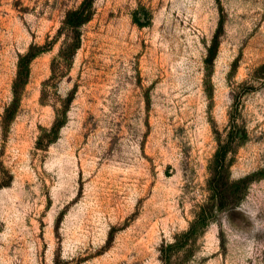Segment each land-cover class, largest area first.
Listing matches in <instances>:
<instances>
[{
  "label": "rangeland",
  "instance_id": "obj_1",
  "mask_svg": "<svg viewBox=\"0 0 264 264\" xmlns=\"http://www.w3.org/2000/svg\"><path fill=\"white\" fill-rule=\"evenodd\" d=\"M82 1L0 0V264H162L233 116L231 177L257 180L191 264H264V0H95L72 54L60 30ZM31 46L44 52L4 126Z\"/></svg>",
  "mask_w": 264,
  "mask_h": 264
},
{
  "label": "trees",
  "instance_id": "obj_2",
  "mask_svg": "<svg viewBox=\"0 0 264 264\" xmlns=\"http://www.w3.org/2000/svg\"><path fill=\"white\" fill-rule=\"evenodd\" d=\"M94 2L95 0H83L78 8L67 13L60 33L65 30L74 36H72V44H68V40L64 42L62 51L73 54L80 47V29L91 20ZM222 29L223 22L220 21L204 61L208 69L213 66L217 56ZM35 50L36 47L31 46L26 53L19 57L17 73L13 82V99L5 110L4 126L9 125L18 111L22 95L29 82L32 61L44 52V50ZM63 57L66 58L64 55ZM260 71H264V65L257 69V72ZM62 118H66L65 112ZM60 125L58 118V123L56 121L52 128L55 135L58 133ZM223 135L215 131L217 149L208 166L209 177L206 187L208 195L194 211V218L189 227L175 235L172 242L161 245L160 259L162 264H191L199 248L198 242L208 227L217 220L219 214L232 211L240 205L246 198L253 180H257L255 179L256 173L238 179H232L231 177L230 169L234 162V155L246 138V133L238 125L235 116L230 119V124L225 129V136Z\"/></svg>",
  "mask_w": 264,
  "mask_h": 264
}]
</instances>
